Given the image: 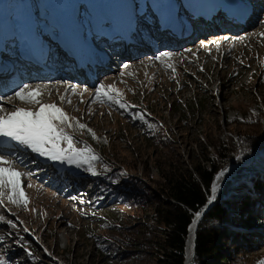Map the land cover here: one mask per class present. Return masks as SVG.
Wrapping results in <instances>:
<instances>
[{
  "label": "rangeland",
  "instance_id": "obj_1",
  "mask_svg": "<svg viewBox=\"0 0 264 264\" xmlns=\"http://www.w3.org/2000/svg\"><path fill=\"white\" fill-rule=\"evenodd\" d=\"M116 1L118 0H0V44L8 42L7 48L14 49V54L7 55L14 64L26 63V68L15 67L16 71L11 72V76L4 75L6 72L0 69V87L13 80L22 81L26 77L22 75L24 72L37 77L35 79L39 80L35 82L43 84L39 85L42 102L56 103L70 117L91 128L98 139H92L86 129L66 128V131L76 140L90 146L100 157L99 161L93 163L94 170L100 174L93 176L83 168L77 169L74 166L48 161L22 146H19L18 150L15 149L16 146H10L6 152L1 149L0 152L23 159L26 166L17 165L18 171H31L33 175L23 182L28 198L27 207L23 204H11L6 197L0 205V216L5 218L0 222V260L4 264H106L103 263L104 257H100L97 252V240L109 235V227L114 226L113 222L118 220L130 226L134 225L136 231L129 233L130 235L137 234L145 227V231L139 235L142 241L148 240L147 238L151 240L156 235L162 237L158 234L157 222L149 217L154 214L153 207H145L125 197V193L139 191L140 194L148 195L149 192L140 185L136 184L133 189L124 182L137 176L142 178L151 190L157 191V185L162 181L160 170L169 154V151L162 147L163 144L159 143L160 138H157L163 135V132L166 136L170 135L169 145L172 144V148H175L189 167L193 163L192 156L198 154L201 144L207 145V150L215 154V144L220 140L232 137L241 150L244 139L249 138L247 142L259 139L253 150L246 154L239 151L237 154L241 161L233 163L245 162L242 172L239 169L234 175L237 166L235 165L223 172L222 176L219 175L218 172L225 170L227 165L215 174L214 179L217 175L220 177L215 184L216 192L226 177H230L228 181L232 183L231 187L235 188V194H231L234 202L231 217L234 220L215 221V224L225 225L229 230L226 234L230 239L224 241V252L252 260L264 259V36L261 35L264 33V0L261 1L260 7H255L251 0H221L222 4L219 6L223 11V16H220L222 22L218 23L219 18H215L218 27L215 23H209L212 31L208 32L207 39H203L200 34L209 30L204 22L206 17L197 19L203 11L199 9L208 3L205 0H132L129 8L131 11L136 8L139 14L147 2L155 4L152 6L153 10L158 9V6L164 8L173 4L172 13L181 21L182 31H176L179 39L168 41V38V48L162 49L161 44L157 43L159 35L153 34L152 41L144 31L147 29L146 24L155 22L151 20L153 18H149L152 14L143 17L138 25L145 24L142 31L146 33L143 37L148 47H138L131 42L128 49L132 53L126 57L121 55L124 58L121 62L120 56L113 53L105 43L106 40L93 41L94 35L99 34V31H95L96 19L100 18L97 22L101 25L111 24L103 18L110 10L108 3L120 5L121 0L119 3ZM229 1H238L240 4L236 3L240 8L246 6L248 10H252L248 21L252 23L250 26L238 32L236 27H240L243 24L241 19L248 16L246 12L244 15L233 12V5H230ZM185 3L190 6L197 3L201 7H197L199 11H192L191 8L189 11L186 6H190H185ZM224 17L231 21H224ZM63 18H71V25L77 30L79 41H84L87 45L89 42V51H95L100 60L112 58V61L107 60L108 65L105 68L94 73L93 63L85 62L84 73L89 71L93 79L84 85L71 77H52L49 70H46L43 77L59 81L49 85L50 81L45 82L36 76L37 69L33 63L22 58L24 51L18 52L17 48H13L15 37H18L16 35L20 34L24 27L26 29L21 36H25V32L30 37L34 32L40 35L42 29L47 30L52 38L56 31L53 32L49 28L50 25L54 26L58 20H61V24H67ZM256 19H261L257 25L253 22ZM68 27V31L72 33L73 27ZM110 27L105 26L104 29ZM126 27L129 25H123V30H127L124 29ZM132 28L135 29L136 26ZM235 31L236 33H232ZM63 32L60 43L66 45ZM111 32L112 30L108 33L109 36ZM190 39L194 41L188 47L180 50L172 47V44L179 45ZM40 40L43 47L44 43L50 46L49 40L44 41L43 35ZM115 45L117 44L113 43L111 46L121 53L126 48L124 43ZM206 48L207 51L212 49L208 56L205 55ZM161 52H171L174 55L170 61H157L155 57ZM88 53L93 56V52ZM86 54H81L85 61L86 58L88 60ZM48 60L49 63L52 62L50 58ZM169 63L172 67H168ZM53 65L59 70L57 72L61 71V66ZM101 83L114 85L119 89L130 107L124 110L118 105L98 102L95 89ZM65 94L71 101L70 104L60 102V96ZM9 96L5 95V98ZM0 104L7 109L18 106L35 111L38 107L19 100L14 105L12 101H0ZM137 112L144 116L145 121L132 118ZM181 112H185L183 117L186 120L178 117ZM242 136H245L243 140ZM201 159L209 165L208 161ZM44 163L46 168H43ZM52 168L54 169L51 173L45 171ZM116 172H122L123 175L117 176ZM257 181L259 185L255 184ZM29 184L31 187H27ZM224 186L225 184L223 188ZM8 220L15 223L16 227L12 228L7 223ZM25 228L28 231H24ZM158 229L161 230L160 227ZM118 232L119 230L117 234ZM29 252L32 253L31 256L28 255ZM186 258L185 255L184 264L187 263ZM145 261L146 264H158L151 253H148Z\"/></svg>",
  "mask_w": 264,
  "mask_h": 264
},
{
  "label": "trees",
  "instance_id": "obj_2",
  "mask_svg": "<svg viewBox=\"0 0 264 264\" xmlns=\"http://www.w3.org/2000/svg\"><path fill=\"white\" fill-rule=\"evenodd\" d=\"M184 113L181 112L178 117L186 120L183 117ZM162 134L157 137L160 138L158 141L163 144L164 149L169 151V154L167 153L164 167L160 170L162 181L158 183L157 191L151 190L142 178L137 176L123 181L133 189L137 184L149 192L148 195L140 194L139 191L131 194L125 193V197L131 202L137 201L145 207H153L154 214L149 217L157 222L156 228L162 237L156 235L151 240L143 238L144 241H142L139 239V235L145 231V227H142L138 233L136 232L137 234L130 235L136 231L134 225L121 223L122 220L113 222L114 226L109 227L110 234L100 237L96 244L98 254L100 257H104L103 263L146 264V257L148 253H151L158 264H184L191 226L197 217L194 212L200 211L211 197L210 186L215 174L227 165L228 167L225 170L222 169L219 175L237 165L233 162L241 161L239 160L241 158L237 157L239 151L246 154L259 143V139L247 142L249 138L244 139L245 136H242V140L244 139L243 150H239V146L231 137L215 144V154L207 150V145L201 144L198 154L192 156L193 163L189 167L180 154L175 151V148H172V144L169 145L170 135L166 136L164 132ZM172 139V142L175 143L174 138ZM201 158L208 161L209 165L203 163ZM231 163L233 164L230 165ZM240 171L242 172V168ZM116 173L117 176L123 175L122 172ZM216 182L217 179H214L213 185ZM255 184L259 185V182L257 181ZM231 185L230 181L225 183L222 193L215 198L200 222L195 225L193 234L195 251L189 264H218V262L223 264H264L262 258L252 260V258L233 255L223 250L224 241L230 239L226 234L229 230L225 225H216L215 221L234 220L231 217L234 205L231 194H235V188L233 189ZM116 229L119 230L118 234Z\"/></svg>",
  "mask_w": 264,
  "mask_h": 264
},
{
  "label": "bare ground",
  "instance_id": "obj_3",
  "mask_svg": "<svg viewBox=\"0 0 264 264\" xmlns=\"http://www.w3.org/2000/svg\"><path fill=\"white\" fill-rule=\"evenodd\" d=\"M111 1H113V0H111ZM118 1H120V0H118ZM118 1H116V2L119 3ZM133 1H136V0H133ZM210 1H213V2H210ZM261 1L262 0H251V3L255 7H260ZM205 2H208V3L206 5H203L202 7H201V5H197V3L196 4H192L193 6L197 5L196 7L190 6L187 3L184 4L185 6L186 5L190 6V7L186 6V8H188L189 11L191 9H192V11L193 10H197V11L203 10L202 13H199V17L197 18L198 20H201V19H203L202 18L203 16L206 17L204 19V22H205V24L208 25V29L209 30L208 31L204 30L202 33H200V34L203 35V37H202L203 39H207L206 36H207L208 32L210 33V31H212V27L210 26L209 23L212 22V23L216 24V19H218V18H219V20H218V23H219L221 21L220 20V16L221 17L223 16V14H222L223 11H221V8L219 6V5L222 4L221 0H217V2H216V0H205ZM229 2H230L229 3L230 5L238 7V8H236V7L231 6V9L233 10V12H237L238 15H242V14L244 15L245 12H246V16H248V17H245V19H241L243 21V24L240 27H236L238 32L241 31L242 29H244L245 27L250 26L252 23L250 24L248 21H250V18H251L250 16H251L252 10L251 11L248 10L245 5H244L245 6L244 8H240V6H238L240 4V2H238V1H229ZM231 2H233V3H231ZM236 2H238L239 4L236 3ZM170 3L172 4V2H170ZM129 4H132V0H121L120 5H118V6H115V5H112L111 3H108V6L110 7L109 8L110 10L108 11V14L105 15L106 17H104L103 19H107L108 21L111 22V24L110 23H108L107 25L99 24L97 22V20L100 19V18L96 19V23H95V31L96 30L99 31V34L94 35V37H93L94 40L93 41H97V42L101 41V42H103V40L104 41L106 40L105 43L110 46V49L113 50V53H115L118 56H120L121 60H119V62H121L122 59H124V58H122L123 56L126 57V56H129L128 55L129 53H132V51H130L128 49L129 48L128 46L130 45L131 42H134L135 45H137L138 47H148V45L146 44V41H145V39L143 37L146 34V33H143L144 31L147 32L146 35H149L152 38V41H153V37H154L153 34L159 35L158 36L159 38H157L158 39L157 43L159 42L158 44H161L162 49L168 48V46H166L167 44L169 45V43L166 44V40L168 38H169L168 41H170V40H174L175 41L176 38L179 39V35L176 33V31L177 32L182 31V30H180L182 28V25H180L181 21L175 16L174 13H172L174 11L173 4L172 5L168 4L164 8H161L160 6L157 5L158 9H156L154 7L155 9L153 10L152 6H155V4L153 2H152V4H150V3L148 4V2H147L146 6L144 7V9L142 10V12L140 14L137 12L136 8H134V10L131 11V9L129 8ZM197 7H199V8L201 7V8L198 10ZM203 8H205V9H203ZM149 14H152V16H150ZM148 15H149V18H153L151 20H154L155 22H153V24H151V23L146 24V28L147 29L142 31L143 27L145 26V24L140 26V24L138 25V23L140 21L142 22V20H143L142 18L145 17V16L147 17ZM240 18H242V17H240ZM223 20L226 21V22L231 21L230 19H228L226 17H224ZM63 21L67 22V24H61V20H58L54 24V26L50 25L49 28L52 29L53 32L56 31V35L53 36L52 38L50 37V35H49L47 30H42V29H40L42 34L38 35V34H35V32H34L32 37L27 36L26 32H25V36H23V35L21 36V34H17L16 36H18V37H15V41L16 42L13 43V48H15V49L17 48L18 52L19 51L21 52V51H23V49H25L31 54V56H24L23 55L24 52H22L23 53L22 57L28 59L31 63H33L34 67L37 69L36 70V76L40 77V79L45 80V82H46V80L50 79L51 77L50 78L49 77L48 78H44V77H41V76L45 73L46 70H49L48 72L51 74V76L53 75V76L71 77V79L78 80L80 82V84L84 85L85 82L89 83L93 79L90 76H92L91 74L94 73V71H98V70L100 71L103 68H105L106 65H108V63H107L108 61L107 60L112 61V58H110V57L108 58L107 57V59H105V60H100L99 59L100 56H96V54L94 52V54L92 53L93 56L86 54L87 57H88V60L86 58V61H85V59L81 57V54H83V52L81 51L82 50V43L79 41L80 38H79V35L76 33L77 30L74 29L75 27H73V25H71V22H72L71 18L68 19V20H66V18H63ZM260 21H261V19L258 20V21L256 19L253 22L256 23V25H257V24H259ZM58 23H60L61 26L60 25L56 26V25H58ZM122 23H123L124 26H128L129 25V27L124 28V29H127V30H123ZM28 24H29V21H28ZM157 24H158V26L156 27ZM68 25L73 27V29H72L73 32L72 33H70L68 31V28H69ZM115 25H116V27H115ZM132 25L133 26L135 25L136 28L133 29ZM31 26H32V24H31ZM102 26H103V28H102ZM105 26H107V27L111 26V27L104 29ZM29 27L30 26L28 25L27 28H29ZM217 27H218V25H217ZM114 28H115V30H113ZM24 29H26V27H24ZM24 29H23V31L21 33L24 32ZM19 30H20V28H19ZM111 30H112V32H111V34L109 36L108 33ZM62 32L65 35L64 42H65L66 45H64V43L63 44L60 43ZM113 33L115 35H113ZM232 33H236V31L232 32ZM28 35H30V34H28ZM41 35H43L44 41L47 40V39L49 40L48 42H50V46H48L46 43H44L43 44L44 47H43L40 44V41H41L40 40V36ZM27 37H29V38H27ZM229 37H231V36H229ZM200 38L201 37H199V39ZM73 40H75V41H73ZM193 41L194 40H191V39L190 40H186L185 42H182L179 45H177V43H175L174 46L172 44V47L174 49L180 50V49H183L185 47H188L189 44L191 42H193ZM7 43H3L2 42V44H0V69H2L4 72H6L4 75H10L11 76L13 74L11 72L16 71V68L14 66V63L10 60L11 58L9 56H7V55L14 54V52H13L14 49L12 50L10 48H7ZM87 43H88V46H86V48H83V50H86V51L88 50L89 51V49H91V47H90V43L89 42H87ZM113 43L117 44L118 46H120V44L124 43V45H125L124 48L125 47L126 48L121 53V51L117 50L116 47L111 46V45H113ZM117 45H115V46H117ZM158 46H160V45H158ZM201 50H199V51H201ZM204 51H205V49H204ZM209 51H212V49L207 51V48H206V51H205L206 52L205 53L206 56H208V52ZM53 52H55V53H53ZM124 52H127V53H124ZM121 55H123V56H121ZM49 58L51 59L53 64L57 65L58 67L61 66L60 67L61 68L60 72H57L58 69L54 68V65L52 64V62L51 63L48 62ZM67 58H70L71 60H68ZM85 62L93 63L95 68H94L92 73H90L89 71H87V73H84V66H85L84 63ZM25 64L26 63L23 64L22 68L25 67ZM71 65H76L77 67L73 68V66H71ZM18 69H20V68L18 67ZM51 69H53V70H51ZM53 71H55V72H53ZM83 75H85V76L83 77ZM96 75H94V76H96ZM23 76H26V77L22 81L13 80V81H11L9 83L6 82L4 87H0V89H2L4 91H7V94H4V95H10L9 98L10 97L12 98V99H9V98L6 97V103H10L11 101L13 102V105L16 102L18 103V99H16L14 97V93H15V91L19 90V88H21L25 84H27V85H31L32 84V86H37V85L41 86V85H43V84H38V83H42V82H35V81H37L39 79H35L34 77L30 76L27 73H24ZM48 81H50L49 85H51V83H58L59 82V81H55V80H48ZM40 99H41V97H40ZM43 103L50 104V102H48V101H46V102L44 101ZM27 105H29V104H27ZM16 107H18V106H16ZM22 107H24V106H22ZM10 146H12V147L16 146L15 149H17L19 147V145H16L15 142H13V141L7 140V138H0V151L2 149V150H4L6 152V151H8L10 149ZM42 163H43V161H42ZM234 164H237L235 172H234V175H235L236 172L240 169L239 167H240L241 163H234ZM46 167L47 166L44 163L43 164V168H46ZM53 169L54 168H52L51 170L47 169L45 171L46 172H50V171L53 172ZM226 178L227 179L224 178L225 182H227L230 179V177H226ZM213 183H214V181H213ZM224 184H225L224 182L223 183L221 182L219 184V191L215 193V198L220 193V191L223 189V185ZM214 200H212V201H214ZM200 220H201L200 217H198V218L196 217L193 225L191 226V231H190L189 239H188V242H187V248H186L187 264H189V260H190L191 256L193 255V253L195 251L194 250V237H193L194 235L193 234H194L195 225L197 224V222H200Z\"/></svg>",
  "mask_w": 264,
  "mask_h": 264
},
{
  "label": "snow or ice",
  "instance_id": "obj_4",
  "mask_svg": "<svg viewBox=\"0 0 264 264\" xmlns=\"http://www.w3.org/2000/svg\"><path fill=\"white\" fill-rule=\"evenodd\" d=\"M261 35L264 36V33ZM225 39L228 38L225 37ZM173 55L171 52H161L155 59L161 62L170 61ZM168 67H172L171 63ZM120 75L123 76V73ZM41 96L42 92L39 85L25 84L15 91L14 97L21 102L38 106L35 111L31 108L25 109L16 106L7 109L3 104H0V138H7V140L15 142L16 145L22 146L48 161L74 166L77 169L83 168L93 176L99 175L100 173L94 170L93 163L99 161L100 157L86 143L76 140L73 135L66 131V128L86 129L94 140L98 139L95 132L76 118L70 117L56 103H43L40 99ZM95 98L100 103L108 102L110 105H118L120 109L127 110L130 107L123 99L119 89L114 85L99 84L95 89ZM59 99L61 103H71L66 94L60 96ZM132 118L145 121L144 116L138 112L134 113ZM77 144L83 146L76 147ZM17 165L26 166L23 159L0 152V205L3 204L6 197L11 204L17 206L23 204L27 207L28 198L24 191L23 182L30 178L33 173L31 171L27 173L18 171ZM220 175L222 176L223 173ZM216 179L219 180L220 177L218 176ZM27 187H31V185L29 184ZM216 191V185H212L209 203L215 199ZM200 215V212L196 213L197 217ZM4 219L3 216H0V222ZM7 223L12 228L16 227V224L11 220H8ZM24 231H28V229L25 228ZM28 255L31 256L32 253L29 252ZM49 255L51 254L49 253ZM0 264H4V262L0 260Z\"/></svg>",
  "mask_w": 264,
  "mask_h": 264
},
{
  "label": "water",
  "instance_id": "obj_5",
  "mask_svg": "<svg viewBox=\"0 0 264 264\" xmlns=\"http://www.w3.org/2000/svg\"><path fill=\"white\" fill-rule=\"evenodd\" d=\"M227 179V178H225ZM224 179V180H225ZM224 180L222 181V183L224 182ZM213 204V201L211 203H209V200H207L206 204L204 205V207L200 210V211H197V212H200L201 215L199 216L200 219L203 217V215L206 213V211L211 207V205ZM197 212H194V214H196ZM194 250H195V242H194ZM194 254V253H193Z\"/></svg>",
  "mask_w": 264,
  "mask_h": 264
}]
</instances>
